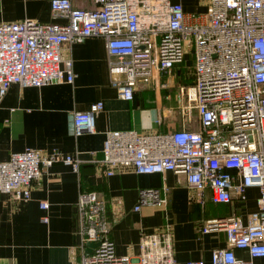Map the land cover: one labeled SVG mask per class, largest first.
<instances>
[{
	"label": "built area",
	"instance_id": "1",
	"mask_svg": "<svg viewBox=\"0 0 264 264\" xmlns=\"http://www.w3.org/2000/svg\"><path fill=\"white\" fill-rule=\"evenodd\" d=\"M93 2L96 9L83 10L70 0H48L52 16L64 21L60 24H0V97L11 85L72 84V63L60 58L62 46L88 38L104 41L109 82L123 101L132 99L137 84L147 86L154 72L168 74L190 52L192 84L178 88L177 102L187 121L194 110L197 129L106 131L99 163L106 176L121 169L182 174L198 203L206 190L213 202L229 203L243 202L246 191L255 189L256 209L245 224L231 215L206 222L201 233L225 235L226 247L212 251L210 264L264 261V0H208L204 14H185L169 0ZM101 109L96 102L74 112L73 136L93 134ZM54 163L76 172L80 160L56 152L42 157L30 149L11 154L0 162V195L27 201L32 185ZM165 193L166 188L138 189L133 211L164 208ZM39 208L46 210L47 204L40 202ZM75 208L81 255L71 264H175L168 228L141 233L135 256H116L104 202L94 192H79ZM87 243L96 244L89 254L83 253ZM234 250L248 259L236 258Z\"/></svg>",
	"mask_w": 264,
	"mask_h": 264
},
{
	"label": "crops",
	"instance_id": "2",
	"mask_svg": "<svg viewBox=\"0 0 264 264\" xmlns=\"http://www.w3.org/2000/svg\"><path fill=\"white\" fill-rule=\"evenodd\" d=\"M185 14H204L208 0H169ZM76 9L92 10L93 0H70ZM33 21L38 24L63 23L50 12L48 0H0V24ZM60 58L70 60L72 84L36 88L11 85L0 97V162L14 153L30 149L46 157L76 154L77 171L54 163L32 185L27 201L0 195V264H71L81 250L75 235L76 200L79 192H94L105 204L109 239L116 256L138 253L141 233L168 228L175 264L200 261L210 264L213 250L226 247L223 231L201 233L209 221L238 216L243 224L256 209L257 191L248 189L243 202H213L208 190L203 203L194 201L182 174L136 175L116 170L106 176L100 165L103 134L132 130L140 134H165L179 129L196 130L197 117L187 121L180 113L177 90L192 84L190 52L168 74L154 72L147 86L137 84L132 99L117 98L110 85L111 59L101 38L63 45ZM96 102L102 109L94 116L93 134L74 137L72 114ZM166 188L164 208L142 207L134 212L138 189ZM47 204L46 210L39 203ZM43 218L46 221H43ZM85 252V249L83 250ZM240 260L245 252L234 250ZM264 264L263 260H254Z\"/></svg>",
	"mask_w": 264,
	"mask_h": 264
},
{
	"label": "water",
	"instance_id": "3",
	"mask_svg": "<svg viewBox=\"0 0 264 264\" xmlns=\"http://www.w3.org/2000/svg\"><path fill=\"white\" fill-rule=\"evenodd\" d=\"M95 246H96L95 243H87L86 246H85L86 254H89L92 251V249L95 248Z\"/></svg>",
	"mask_w": 264,
	"mask_h": 264
},
{
	"label": "rangeland",
	"instance_id": "4",
	"mask_svg": "<svg viewBox=\"0 0 264 264\" xmlns=\"http://www.w3.org/2000/svg\"><path fill=\"white\" fill-rule=\"evenodd\" d=\"M195 114H194V110H191L190 111V118L192 119V120H195Z\"/></svg>",
	"mask_w": 264,
	"mask_h": 264
}]
</instances>
